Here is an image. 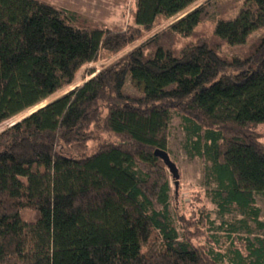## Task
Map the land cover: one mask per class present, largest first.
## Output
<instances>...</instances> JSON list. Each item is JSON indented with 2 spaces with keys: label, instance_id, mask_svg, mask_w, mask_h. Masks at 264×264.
<instances>
[{
  "label": "trees",
  "instance_id": "1",
  "mask_svg": "<svg viewBox=\"0 0 264 264\" xmlns=\"http://www.w3.org/2000/svg\"><path fill=\"white\" fill-rule=\"evenodd\" d=\"M135 1L136 28L114 33L0 0V126L42 106L0 132V264H264L250 227L264 231V36L251 39L264 0H211L152 37L201 0ZM207 20L211 38L198 31ZM103 52L124 54L52 100ZM173 113L189 154L209 163L219 226L210 214L176 225L155 156ZM235 209L243 218L226 221Z\"/></svg>",
  "mask_w": 264,
  "mask_h": 264
},
{
  "label": "rangeland",
  "instance_id": "2",
  "mask_svg": "<svg viewBox=\"0 0 264 264\" xmlns=\"http://www.w3.org/2000/svg\"><path fill=\"white\" fill-rule=\"evenodd\" d=\"M40 2L49 4L57 9L65 10L69 13H73L77 18V23L89 29H97L103 31H110L114 33L126 32L129 29L136 28L133 22V12L135 10L136 1L135 0H38ZM211 0H201L196 4L192 5L185 13L178 15L170 20H161L158 26L147 35L152 37L161 31L168 29V27L180 20L187 13L193 11L194 9L203 6L205 3ZM225 6L235 5L240 8L243 1L241 0H226ZM238 10V9H237ZM236 10V11H237ZM233 10L235 15L237 12ZM232 12V11H231ZM215 29V24L209 20L205 21L198 29L199 35L211 38L213 36ZM264 36V30L255 33L251 39L255 40ZM147 37V38H148ZM248 48V47H247ZM241 48H229L224 47L223 53L232 57L234 55H239L242 50ZM124 54V53H122ZM120 54L117 57H111L104 52L100 55L99 59L83 67L78 75L73 87L67 88L66 90L55 95L53 99H56L67 92L73 90L76 87H80L86 81L90 80L88 73L90 72H100L103 68L108 66L111 62L117 58L122 57ZM44 106V104H43ZM27 112L24 115L13 119L12 121L1 125L0 132L3 131L8 125L20 121L24 117L30 115L37 109ZM257 133L260 142L264 145V125L257 126L254 128ZM101 139L105 138V135L99 136ZM186 133L184 131V125L177 113H173L172 121L168 129V149L172 162L176 165L179 171V186L176 187V180L167 169L168 177L171 185V212L175 219L178 228L182 223H186L188 220H196L202 214H210L212 220L215 222L216 226L221 223V218L218 215V210L213 203L214 192L217 190L216 183L213 178L208 177L209 163L197 156H191L189 150L186 147ZM100 139V140H101ZM99 140V141H100ZM98 141V142H99ZM97 144V141L95 142ZM256 207L261 211V221L264 222V197L256 196ZM243 217L240 212L235 209L230 215L226 217V221L240 220ZM251 230L253 232L252 238H264V231L259 230V228L251 223ZM208 234L209 228L206 229ZM247 230L241 229L240 234H245ZM220 236L223 240V248L228 246L225 243V232L216 231L214 232Z\"/></svg>",
  "mask_w": 264,
  "mask_h": 264
},
{
  "label": "water",
  "instance_id": "3",
  "mask_svg": "<svg viewBox=\"0 0 264 264\" xmlns=\"http://www.w3.org/2000/svg\"><path fill=\"white\" fill-rule=\"evenodd\" d=\"M155 156L159 159H161L163 161V163L165 164V166L169 169L170 173L172 174V176L174 177V179L177 181L176 182V187L178 188L179 186V171L176 167V165L172 162L169 154L165 151L162 150H156L155 151Z\"/></svg>",
  "mask_w": 264,
  "mask_h": 264
}]
</instances>
